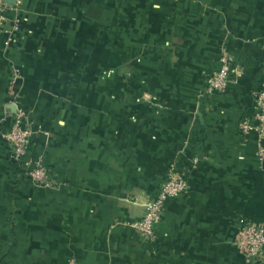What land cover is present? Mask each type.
I'll return each mask as SVG.
<instances>
[{
    "label": "crops",
    "instance_id": "1",
    "mask_svg": "<svg viewBox=\"0 0 264 264\" xmlns=\"http://www.w3.org/2000/svg\"><path fill=\"white\" fill-rule=\"evenodd\" d=\"M8 16L18 28L0 36V264H264L233 244L239 223L264 220V158L237 127L261 88L264 0H19ZM222 47L242 75L204 96ZM13 92L55 188L10 157ZM171 164L189 187L149 241L128 223Z\"/></svg>",
    "mask_w": 264,
    "mask_h": 264
},
{
    "label": "built area",
    "instance_id": "2",
    "mask_svg": "<svg viewBox=\"0 0 264 264\" xmlns=\"http://www.w3.org/2000/svg\"><path fill=\"white\" fill-rule=\"evenodd\" d=\"M18 2L19 0H16L15 4L7 5L5 0H0V36L10 35L17 30V19L11 20L8 12L14 9ZM241 75V66L233 60L229 50L222 47L218 65L205 76L203 95L222 94L227 85ZM17 78L18 70H15L9 80L11 88L14 87ZM11 97L14 107L12 124L2 134L9 146L10 157L33 184L44 188H55L57 181L52 168L44 164L39 156H32L28 152L29 140L39 129L33 121L28 120L27 112L18 105L14 92ZM237 127L243 135H253L256 154L262 160L264 158V62L261 88L255 94L252 113L242 116ZM188 187L185 172L175 164H171L165 180L160 184L156 193L144 203L142 215L128 224L149 241H155L157 239L156 226L166 209V201L184 194ZM233 244L249 259L262 257L264 254V220H246L239 223L234 233ZM64 264H75V259L71 258Z\"/></svg>",
    "mask_w": 264,
    "mask_h": 264
},
{
    "label": "water",
    "instance_id": "3",
    "mask_svg": "<svg viewBox=\"0 0 264 264\" xmlns=\"http://www.w3.org/2000/svg\"><path fill=\"white\" fill-rule=\"evenodd\" d=\"M5 2L7 3V5H10L15 4L16 0H5Z\"/></svg>",
    "mask_w": 264,
    "mask_h": 264
}]
</instances>
